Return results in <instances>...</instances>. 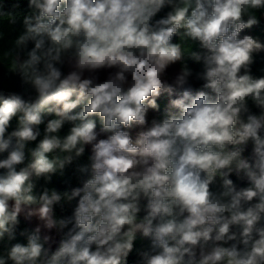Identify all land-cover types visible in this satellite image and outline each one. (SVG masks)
Here are the masks:
<instances>
[{"label": "clouds", "instance_id": "clouds-1", "mask_svg": "<svg viewBox=\"0 0 264 264\" xmlns=\"http://www.w3.org/2000/svg\"><path fill=\"white\" fill-rule=\"evenodd\" d=\"M258 64L264 0H0V264H264Z\"/></svg>", "mask_w": 264, "mask_h": 264}, {"label": "trees", "instance_id": "trees-1", "mask_svg": "<svg viewBox=\"0 0 264 264\" xmlns=\"http://www.w3.org/2000/svg\"><path fill=\"white\" fill-rule=\"evenodd\" d=\"M264 65L262 64H258L257 68L262 67ZM20 89V85H19V81L16 78H9L4 70L2 68H0V90H4V91H18ZM159 103L161 104V107L163 108L166 103L167 100L166 98H162ZM57 186L63 188L66 186H72L76 184V180L72 174V170L69 169L68 173L62 177V178H56L54 181ZM135 257H130V261H134Z\"/></svg>", "mask_w": 264, "mask_h": 264}, {"label": "rangeland", "instance_id": "rangeland-1", "mask_svg": "<svg viewBox=\"0 0 264 264\" xmlns=\"http://www.w3.org/2000/svg\"><path fill=\"white\" fill-rule=\"evenodd\" d=\"M140 244H141V242L140 241H138L137 242V247H139L140 246ZM132 257H135V255L133 254V256Z\"/></svg>", "mask_w": 264, "mask_h": 264}]
</instances>
